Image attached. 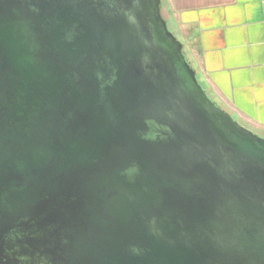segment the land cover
<instances>
[{"label":"water","instance_id":"obj_1","mask_svg":"<svg viewBox=\"0 0 264 264\" xmlns=\"http://www.w3.org/2000/svg\"><path fill=\"white\" fill-rule=\"evenodd\" d=\"M162 4L0 0V264H264V136Z\"/></svg>","mask_w":264,"mask_h":264},{"label":"crops","instance_id":"obj_2","mask_svg":"<svg viewBox=\"0 0 264 264\" xmlns=\"http://www.w3.org/2000/svg\"><path fill=\"white\" fill-rule=\"evenodd\" d=\"M208 94L264 135V0H166Z\"/></svg>","mask_w":264,"mask_h":264},{"label":"trees","instance_id":"obj_3","mask_svg":"<svg viewBox=\"0 0 264 264\" xmlns=\"http://www.w3.org/2000/svg\"><path fill=\"white\" fill-rule=\"evenodd\" d=\"M165 6V7H164ZM165 9L168 11V8H167V3H166V0L164 1L163 0V4H162V13H163V16L168 20V16H167V12L165 11ZM169 12V11H168ZM170 19V18H169ZM168 23H169V20H168ZM170 25V23H169ZM171 26V25H170ZM172 29V28H171Z\"/></svg>","mask_w":264,"mask_h":264},{"label":"rangeland","instance_id":"obj_4","mask_svg":"<svg viewBox=\"0 0 264 264\" xmlns=\"http://www.w3.org/2000/svg\"><path fill=\"white\" fill-rule=\"evenodd\" d=\"M165 1V0H164ZM165 7V6H164ZM165 11L167 12L166 14H167V16H168V20L170 21L171 20V17H170V14H169V12L165 9ZM170 18V19H169ZM170 23V22H169ZM171 25V24H170ZM169 25V27H172V25L170 26ZM257 133V132H256ZM259 135H261L260 133H258ZM261 136H264V135H261Z\"/></svg>","mask_w":264,"mask_h":264}]
</instances>
